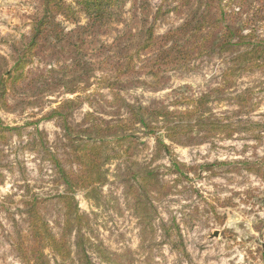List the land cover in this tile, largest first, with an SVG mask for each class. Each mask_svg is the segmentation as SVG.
<instances>
[{"label": "trees", "instance_id": "1", "mask_svg": "<svg viewBox=\"0 0 264 264\" xmlns=\"http://www.w3.org/2000/svg\"><path fill=\"white\" fill-rule=\"evenodd\" d=\"M163 1L169 5L165 12L177 15L180 21L156 33L155 23L162 15L159 10L151 12L149 0H130L127 18L128 0H42V12L32 21L29 41L10 66L0 57V106L6 111L35 103L59 88L75 93L81 83L89 84L97 71L102 74V85L115 91V107L127 109V115L116 124H91L82 130L68 122L73 100L45 113L43 118L56 119L68 140V168L40 144L44 158L55 167L64 186V191L55 196L62 220L55 232L43 215L44 199L30 196L24 202L26 229L13 241V250L23 264H70L74 262L72 253L76 264H94L91 253L101 262L118 263L115 257L120 254L94 242L89 218L80 212L74 197L79 190L93 197L107 180L104 166L113 160L125 163L121 182L130 193L141 235L154 231L153 199L166 194L170 186L163 183L155 168L141 167L131 160L137 127L146 129L155 138L158 150L165 151L168 145L162 136L183 144L192 136L205 141L264 130L259 123L243 119L256 107L249 91L232 97L234 117H220L210 106L212 99L226 96L240 74L264 70V0ZM80 14L85 16L84 23H80ZM59 18L74 26L66 30ZM103 37L110 40L103 41ZM214 54L227 57L220 84L190 98L184 108L132 105L118 93L133 86L162 89L169 82V72L197 57ZM20 130L0 124V139L7 133L20 134ZM161 130L162 136L158 133ZM243 162L244 169L264 176V157L260 162ZM171 165L176 173L185 167L176 160Z\"/></svg>", "mask_w": 264, "mask_h": 264}, {"label": "rangeland", "instance_id": "2", "mask_svg": "<svg viewBox=\"0 0 264 264\" xmlns=\"http://www.w3.org/2000/svg\"><path fill=\"white\" fill-rule=\"evenodd\" d=\"M128 1L125 18L131 5ZM163 2L149 0L151 12L159 10L162 15L155 23L156 33L180 21L177 15L165 12L169 5ZM42 6V0H0V57L5 58L6 65H11L29 41L32 21L41 14ZM59 20L66 30L74 26ZM79 20L84 23L85 16L80 14ZM226 58L219 54L197 57L169 72V82L162 89L133 86L118 93L132 105L184 108L190 98L220 84ZM101 77L97 71L89 84L81 83L75 93L59 88L14 111L0 106V124L21 128L20 134L7 133L0 139V264H23L13 250V241L19 232H25L24 202L30 196L46 201L43 215L55 232L62 220L55 196L64 191V186L55 167L44 158L40 144L68 168V140L56 119L43 118L45 113L73 100L68 122L78 130L91 124L113 125L127 115L125 106L115 107V91L102 85ZM244 91L250 92L256 107L243 119L264 126V70L240 74L226 96L211 100V109L220 117H234L232 97ZM158 133L162 136V130ZM133 138L131 160L141 167L155 168L163 183L170 186L166 194L153 199L154 231L141 235L130 193L121 182L125 163L113 160L104 166L107 180L93 197L84 190L74 194L80 212L89 218L94 242L120 254L115 257L117 264H264V176L243 168V161L260 162L264 157V130L205 141L192 136L183 144L162 136L168 151L158 150L153 135L142 127H137ZM172 160L190 169L183 167L176 173ZM71 258L74 262L70 264H76L74 253ZM91 258L94 264H109L93 253Z\"/></svg>", "mask_w": 264, "mask_h": 264}]
</instances>
